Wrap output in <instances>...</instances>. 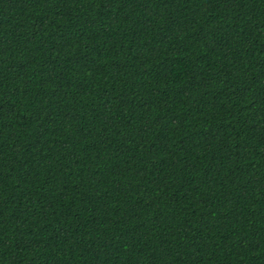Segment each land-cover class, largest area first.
<instances>
[{
    "label": "trees",
    "instance_id": "16d2710c",
    "mask_svg": "<svg viewBox=\"0 0 264 264\" xmlns=\"http://www.w3.org/2000/svg\"><path fill=\"white\" fill-rule=\"evenodd\" d=\"M0 264H264V0H0Z\"/></svg>",
    "mask_w": 264,
    "mask_h": 264
}]
</instances>
